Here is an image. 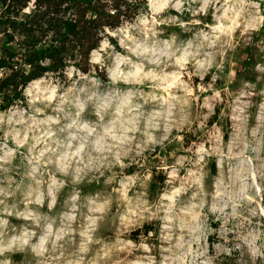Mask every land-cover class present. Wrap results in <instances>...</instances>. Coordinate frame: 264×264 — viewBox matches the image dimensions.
I'll return each instance as SVG.
<instances>
[{
  "label": "rangeland",
  "instance_id": "obj_1",
  "mask_svg": "<svg viewBox=\"0 0 264 264\" xmlns=\"http://www.w3.org/2000/svg\"><path fill=\"white\" fill-rule=\"evenodd\" d=\"M109 36L0 114V264H264V0H148Z\"/></svg>",
  "mask_w": 264,
  "mask_h": 264
},
{
  "label": "trees",
  "instance_id": "obj_2",
  "mask_svg": "<svg viewBox=\"0 0 264 264\" xmlns=\"http://www.w3.org/2000/svg\"><path fill=\"white\" fill-rule=\"evenodd\" d=\"M147 2L0 0V114L24 104V92L35 81L48 77L65 81L69 69L88 74L94 68L91 54L104 41L114 45L109 34L143 15ZM155 180L164 182L158 176ZM147 233L142 228L132 237ZM215 264H238L237 251Z\"/></svg>",
  "mask_w": 264,
  "mask_h": 264
},
{
  "label": "bare ground",
  "instance_id": "obj_3",
  "mask_svg": "<svg viewBox=\"0 0 264 264\" xmlns=\"http://www.w3.org/2000/svg\"><path fill=\"white\" fill-rule=\"evenodd\" d=\"M36 82H38V81H35V82H33V83H36ZM33 83H31V84H33Z\"/></svg>",
  "mask_w": 264,
  "mask_h": 264
}]
</instances>
